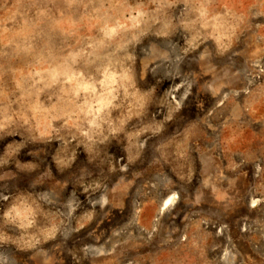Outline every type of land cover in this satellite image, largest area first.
<instances>
[{"label": "rangeland", "instance_id": "374dc122", "mask_svg": "<svg viewBox=\"0 0 264 264\" xmlns=\"http://www.w3.org/2000/svg\"><path fill=\"white\" fill-rule=\"evenodd\" d=\"M0 264H264V0H0Z\"/></svg>", "mask_w": 264, "mask_h": 264}, {"label": "bare ground", "instance_id": "6f19581e", "mask_svg": "<svg viewBox=\"0 0 264 264\" xmlns=\"http://www.w3.org/2000/svg\"><path fill=\"white\" fill-rule=\"evenodd\" d=\"M171 199H167L164 203V207H167L170 205Z\"/></svg>", "mask_w": 264, "mask_h": 264}]
</instances>
